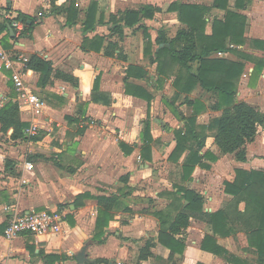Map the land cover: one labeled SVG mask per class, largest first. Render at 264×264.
Instances as JSON below:
<instances>
[{
  "label": "crops",
  "instance_id": "obj_1",
  "mask_svg": "<svg viewBox=\"0 0 264 264\" xmlns=\"http://www.w3.org/2000/svg\"><path fill=\"white\" fill-rule=\"evenodd\" d=\"M175 1L209 8L204 35L212 33L214 20H223L226 10L245 17L244 41L239 45L229 38L226 41L228 48L246 58L228 50L211 55L244 63L235 100L264 112V45L257 43H264V0H243L240 8L237 0H227V9L214 7V0H0V49L9 56L37 54L53 68L43 83L40 72L26 69L28 87L44 103L42 114L34 118L16 102L10 70L0 67V108L8 101L17 103L19 119L27 123L25 138H10L13 128L3 132L1 123L0 133L14 142L50 140L24 153L25 161L33 164L31 170L24 168L23 156L15 154L13 147L10 151L0 147V259L10 264H79L76 254L87 245L88 261L82 264H96L97 259L104 261L99 264H231L201 248L204 236L210 234L229 253L256 264L243 232L214 235L212 225L198 214L191 215L188 225L173 235L183 242L182 252L170 257V249L157 239L160 221L154 212L166 210L175 215L176 186L199 193L204 199L202 210L213 213L233 199L224 192V181L234 180L236 168L264 171L263 127L246 144L243 161L223 154L208 136L199 154L210 151L216 159L203 160L209 167L196 165L188 179L182 173L187 150L178 159L170 157L174 130L183 128L193 113L185 102L186 94L175 96L174 75L159 81L155 61L161 41L188 27L176 11L168 10ZM144 5L160 11L132 25L124 21V11ZM157 16H171L175 30L170 33L165 20L164 24L155 21ZM129 65L137 68L127 76ZM197 66L194 62L192 71ZM180 68L177 64L165 71L176 73ZM55 71L70 78H61ZM144 92L151 95L149 102L135 95ZM189 97L205 105L196 125H205L221 113L210 108L215 99L199 84ZM147 120L151 141L143 142ZM32 122L38 125L36 139L28 133ZM243 208L241 202L239 209ZM101 209L112 218L102 234H95L98 214L103 215L101 221L107 216L99 213ZM41 210L61 216L60 232L21 233L11 240L3 236L13 213ZM148 240L153 245L151 255L140 260L139 251Z\"/></svg>",
  "mask_w": 264,
  "mask_h": 264
},
{
  "label": "trees",
  "instance_id": "obj_2",
  "mask_svg": "<svg viewBox=\"0 0 264 264\" xmlns=\"http://www.w3.org/2000/svg\"><path fill=\"white\" fill-rule=\"evenodd\" d=\"M242 1L237 0V8L241 7ZM213 5L227 9V0H214ZM168 10L176 11L179 21L187 24L188 27L179 29L174 38L161 41L163 46L157 50L155 61H157L159 81L174 75L172 86L176 91L175 96L180 93L186 94L185 102L193 107V113L186 119L184 127L174 130L175 147L170 155L178 159L187 150L182 163V173L183 177L188 179L196 165L208 168L209 164L203 160L214 161L216 159L210 151L199 154L208 136L213 137L215 144L223 154H231L238 161L245 160L246 144L254 140L259 127L264 128V112L245 101L235 100L237 83L244 63L211 55L217 51L228 50L246 58V55L240 51L228 48L226 41L229 38L228 41L234 45H239L244 41L242 35L245 17L238 12L226 10L223 20H214L212 33L204 35V15L209 8L175 1L169 5ZM157 11L160 9L152 5L141 6L138 10H126L123 12L124 21L132 25L141 18H152L154 12ZM18 16L23 17V15ZM31 27L32 24L26 26V29L29 30ZM144 36L149 37L145 30ZM262 42L257 43L263 46ZM5 46L8 47L7 44ZM194 62H198L196 72L192 71ZM177 64L181 68L176 73L165 71L168 67H174ZM25 67L40 72L42 83L53 71L51 63L37 54L27 57ZM134 67V65L128 66L127 76L132 74L131 69ZM55 74L61 78H70L69 75L58 71H55ZM196 84L210 92L215 99L210 108L221 111L205 125H196L197 114L205 108L204 103L199 99L189 97ZM128 88L129 83H126V93L129 92ZM135 95L145 98L148 102L152 98L146 92ZM0 123L3 132H6L9 127L13 128L10 138H25L27 123L20 121L17 103L8 101L0 108ZM149 123L147 120L143 126L141 133L143 142L151 141ZM32 138L36 139L35 134ZM145 158L149 156L145 155ZM176 188L172 200L173 207L178 209L175 215H171L166 210L154 212L160 221L157 239L170 249V257L175 252H182L184 248L183 242L173 235L180 228L188 225L191 215L198 214L212 225L214 235L229 236L236 234L238 230L243 232L249 248L255 254L256 264H264V171L236 168L234 180L224 181V192L231 194L233 199L224 209L213 213H206L202 210L204 199L199 193L179 185ZM241 202L244 203L243 210L239 209ZM109 208L111 207L106 209L109 210ZM101 210L99 213L106 212L107 216L104 221H101L103 215L98 214L95 234H102L104 225L112 218L111 215L108 216L105 209ZM151 246L153 245L148 240L140 249L138 255L140 260L151 255L149 251ZM201 248L223 257L231 264H250L246 259L237 257L220 247L216 238L210 234L204 236ZM101 262L104 261L102 259L95 261L96 264Z\"/></svg>",
  "mask_w": 264,
  "mask_h": 264
},
{
  "label": "built area",
  "instance_id": "obj_3",
  "mask_svg": "<svg viewBox=\"0 0 264 264\" xmlns=\"http://www.w3.org/2000/svg\"><path fill=\"white\" fill-rule=\"evenodd\" d=\"M1 33V29H0ZM0 67L10 70L9 79L12 82L16 92V102L19 106L27 107L33 117H38L42 114L44 103L42 99L28 87L26 78V57L9 56L0 49ZM38 125L32 122L28 129V133L34 135L37 133ZM24 168L31 170L33 164L31 161L24 163ZM24 180H22L23 182ZM61 216L54 211L41 210L29 211L26 213H13L8 223L3 229V236L8 239H14L21 233H28L35 236L46 234H56L61 230ZM0 264H10L6 260L0 259Z\"/></svg>",
  "mask_w": 264,
  "mask_h": 264
},
{
  "label": "rangeland",
  "instance_id": "obj_4",
  "mask_svg": "<svg viewBox=\"0 0 264 264\" xmlns=\"http://www.w3.org/2000/svg\"><path fill=\"white\" fill-rule=\"evenodd\" d=\"M170 19H172V17L171 16H168L167 18H164L163 16H157L156 18H155V21L156 22H158V23H162V24H164V22H163V20H165V24L164 25H167V26H169L170 28H169V31H170V33H172L174 30H175V28H176V24H172V22L170 21ZM158 25V24H157ZM159 27V26H158ZM25 57H28L27 55H24ZM260 128V127H259ZM38 132H40V131H38ZM40 134V133H39ZM53 141H54V139H53ZM52 141V142H53ZM50 143V140L49 139H47V142H45V143H43V144H37V143H29V142H24V141H22V142H19V141H17V142H14V141H11V140H9L8 138H6V136H4V135H2L1 133H0V147L1 148H3V147H6V150L7 151H10L9 149L11 148V147H13L14 149H13V151L15 152V154H19L20 156L22 155L23 157H22V161H21V163L24 165V163L26 162L25 160V158H26V156L24 155V153L26 152V151H28V147H31V146H34V147H36V148H38V147H41V146H45L44 144H49Z\"/></svg>",
  "mask_w": 264,
  "mask_h": 264
},
{
  "label": "water",
  "instance_id": "obj_5",
  "mask_svg": "<svg viewBox=\"0 0 264 264\" xmlns=\"http://www.w3.org/2000/svg\"><path fill=\"white\" fill-rule=\"evenodd\" d=\"M10 30H12V27H9ZM86 247L87 245H84L81 250L76 254V261L79 264H82L84 261H88L87 257H86ZM111 264V263H110Z\"/></svg>",
  "mask_w": 264,
  "mask_h": 264
}]
</instances>
